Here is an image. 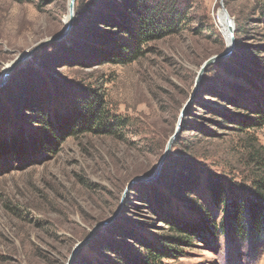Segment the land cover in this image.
Masks as SVG:
<instances>
[{
  "label": "rangeland",
  "instance_id": "obj_1",
  "mask_svg": "<svg viewBox=\"0 0 264 264\" xmlns=\"http://www.w3.org/2000/svg\"><path fill=\"white\" fill-rule=\"evenodd\" d=\"M123 1L76 0L68 34L0 86V264H132L161 243L176 250L158 264H264V237L222 231L207 184L215 174L249 188L245 144L264 145V0H181L176 30L119 63L109 58L118 45L106 20L108 4ZM221 3L234 45L201 73L227 47ZM68 16L69 0H0V82L7 65L62 33ZM95 93L109 121L122 120L113 130L75 123ZM181 234L190 242L169 241Z\"/></svg>",
  "mask_w": 264,
  "mask_h": 264
},
{
  "label": "trees",
  "instance_id": "obj_2",
  "mask_svg": "<svg viewBox=\"0 0 264 264\" xmlns=\"http://www.w3.org/2000/svg\"><path fill=\"white\" fill-rule=\"evenodd\" d=\"M184 6L181 0H125L123 4L110 2L107 7L114 14L106 22L115 29L111 38L118 45L117 53L109 55L111 61L119 63L132 61L141 52L139 48L142 44L174 32L186 17ZM261 7L264 10V2ZM261 22L264 23V19ZM84 101L86 104L79 110L77 114L79 117L75 123L79 122V125L83 124L89 129L104 128L107 131L121 124V119L115 118L114 122H110L106 117L99 94L95 93ZM258 114L257 119L264 122V112L261 108L258 109ZM40 120L50 126L49 129L53 134H57L56 127L45 111L42 112ZM244 122L249 124L250 121ZM252 125L253 123L246 127L250 128ZM245 150L250 169L249 188L236 190L230 187L221 176L215 174L207 175V184L212 202L223 211V220L220 224L222 231L224 228L231 229L242 239H262L264 237V145L250 137L245 144ZM194 175L195 173L189 170L187 177L190 178L189 182H196ZM204 223L205 227L212 228V225L206 221ZM176 227L181 233L182 228L177 225ZM188 229L186 232L191 233V229ZM172 230L176 231L174 228ZM169 241L190 242L189 236L183 234L179 237H171ZM175 250L172 245L164 243L159 244L158 247L152 245L148 247L144 257L132 264H158L163 257Z\"/></svg>",
  "mask_w": 264,
  "mask_h": 264
},
{
  "label": "water",
  "instance_id": "obj_3",
  "mask_svg": "<svg viewBox=\"0 0 264 264\" xmlns=\"http://www.w3.org/2000/svg\"><path fill=\"white\" fill-rule=\"evenodd\" d=\"M75 3L76 0H69V22L68 25L65 27V29L62 31V33H60L57 36L42 40L38 43H36L31 49H29L27 52H25L24 54L20 55L17 59H15L10 65H7V67L4 69L2 78H1V82H0V86L4 85L9 77L11 76L12 72L15 70V68L20 64L23 63L24 61H26L27 59H29L35 52H37L39 49H41L43 46H45L48 43H51L53 41H56L58 39L63 38L65 35L68 34L70 26L72 24L73 18H74V8H75ZM221 12L226 16L228 22H229V28H228V34H227V47L225 49V51H223L222 53L213 55L211 57H209L207 60L204 61L202 67H201V73L211 64H213L214 62H216L217 60L225 57L232 49L233 45H234V23H233V18L230 16L228 10L226 9V7L224 6L223 3H221ZM178 130V129H177ZM178 132V131H177ZM175 135H173V137L171 138V140L168 143V147L166 149V152L164 154V156L161 159V163L164 161L166 154L168 153V151L170 150V146L173 142V140L175 139ZM159 170V169H158ZM158 170L154 173V175L158 174ZM153 176L151 177H145V176H139L134 178L130 184L128 185V187L132 186L133 184L137 183V182H142V181H148L150 179H152ZM106 223H108V221H104V222H100L97 225H95V227L91 230V233L85 238V240H83L81 242V244H84L86 241L89 240V238L92 236V234L94 233L95 230H97L99 227L105 225Z\"/></svg>",
  "mask_w": 264,
  "mask_h": 264
},
{
  "label": "bare ground",
  "instance_id": "obj_4",
  "mask_svg": "<svg viewBox=\"0 0 264 264\" xmlns=\"http://www.w3.org/2000/svg\"><path fill=\"white\" fill-rule=\"evenodd\" d=\"M220 17H221V21L223 23V25L225 26V35H226V38H227V34H228V28H229V22L226 18V16L220 11ZM69 18V16H68ZM7 67V66H6Z\"/></svg>",
  "mask_w": 264,
  "mask_h": 264
}]
</instances>
